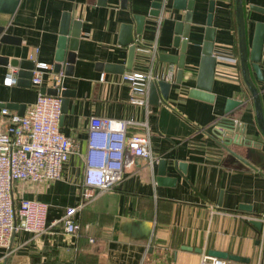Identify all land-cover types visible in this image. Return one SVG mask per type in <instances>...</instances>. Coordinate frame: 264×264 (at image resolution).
I'll return each instance as SVG.
<instances>
[{"label": "crops", "instance_id": "obj_1", "mask_svg": "<svg viewBox=\"0 0 264 264\" xmlns=\"http://www.w3.org/2000/svg\"><path fill=\"white\" fill-rule=\"evenodd\" d=\"M150 2L127 0L122 9L118 0H106L102 6L96 0H18L11 15L0 13L3 33L16 39L14 44L0 45V56L47 65L38 87L16 84L17 70L0 65V102L23 103V110L37 91L53 84L50 67L61 14L70 13L79 21L70 72L65 75L61 68L59 73L61 90L68 95L58 128L76 142V149L68 154L59 178L14 184L16 199L47 204L46 226L38 234L16 233L12 250L4 255L0 248V264L3 260L5 264H197L199 255L209 249L246 258L248 264H257L262 256L259 229L244 216L264 213V135L256 126L250 94L240 78L233 0H213L210 27L217 60L210 100L188 94L194 85L208 0L193 2L179 84L174 83L176 66L157 61L154 55L178 53L171 47L172 28L174 21H182L184 12L172 9L170 0H165L158 16L151 17L147 14ZM251 6L264 9V0H242L247 47L254 23L264 24V13L250 10ZM134 15L143 16L142 29L135 38L131 67L122 73L152 70L158 77L169 72L172 76L165 101L151 102L147 89L148 111L127 101L128 85L121 80L122 73L104 70L107 64L124 65L127 49L118 44V32L121 24L134 26ZM139 46L145 51H138ZM258 67L261 80L250 67L249 76L264 120V31ZM8 73L15 82L6 86L2 81ZM228 97L240 102L224 112ZM91 115L145 119L157 159L148 164L131 157L115 187L93 188L91 199L75 212L78 234H67L58 218L65 206L78 203L80 197ZM6 119L0 115V129ZM226 121L233 122L245 140L231 147L247 164L218 142L215 130ZM135 131H141L140 127H127L128 133ZM160 158L166 159V180H157ZM173 162L182 163L183 169Z\"/></svg>", "mask_w": 264, "mask_h": 264}, {"label": "built area", "instance_id": "obj_2", "mask_svg": "<svg viewBox=\"0 0 264 264\" xmlns=\"http://www.w3.org/2000/svg\"><path fill=\"white\" fill-rule=\"evenodd\" d=\"M137 50L145 51V48L139 46ZM33 63L30 83L38 87L41 73L47 69V65ZM59 73L53 75L51 85L56 88V94L37 91L34 100L24 108L22 114L0 108V115L7 118L5 127L0 129V248L4 250V255L12 250V239L16 233L38 234L46 226L47 204L31 198L16 199L13 195L14 184L22 180L40 182L59 178L68 154L76 149V142L58 128L61 90ZM120 78L128 85L127 101L143 106L147 111L149 84L172 80L170 72L158 77L152 70L124 72ZM14 82L10 73L2 81L6 86ZM129 126H138L141 131L128 133ZM149 134L145 119L89 117L80 197L78 203L65 206L58 218L65 233L78 234L80 225L75 218L76 210L91 199L93 188L115 187L122 178L124 164L131 157L139 156L148 164L156 161L157 156L150 148ZM244 217L260 222L258 234L263 252L257 264H264V213ZM197 264L248 263L201 253Z\"/></svg>", "mask_w": 264, "mask_h": 264}, {"label": "water", "instance_id": "obj_3", "mask_svg": "<svg viewBox=\"0 0 264 264\" xmlns=\"http://www.w3.org/2000/svg\"><path fill=\"white\" fill-rule=\"evenodd\" d=\"M106 0H96V5H104ZM170 7L175 10H181L184 12L182 21H174L172 28V40L171 47L178 49L177 54L157 52L154 57L157 61L167 64H173L176 66L174 83L179 84L183 71L184 52L187 43L189 33V23L191 20V11L193 8L194 0H170ZM18 0H0V13L11 15L17 6ZM127 0H118L119 7L126 8ZM165 0H151L148 15L151 17H157ZM234 3V17L236 26L237 37V51H238V65L240 78L247 88L250 98L253 104L254 119L256 126L261 134L264 135V120L261 113L260 99L256 87L253 85L249 76V67L252 69L255 78L261 80V73L258 67V61L260 58V50L262 45L264 24L254 23L252 37L249 47L246 46L244 18L242 9V0H233ZM213 8V0L207 2V13L204 20V28L202 34V42L200 44V55L197 64V70L195 74V80L193 87L188 88V94L192 97L210 100L212 94L210 92L212 79L214 75V69L217 57L212 54L213 33L214 29L210 27L211 24V12ZM250 10L264 13V9L258 7H249ZM134 26L132 24H121L118 32V44L126 46V59L124 65H104V70L112 71L115 73H122L123 69H130L132 59L136 50L137 40L135 39L140 34L142 29L143 16L134 15ZM4 27L0 26V45L1 44H14L16 39L14 37L3 33ZM79 34V21L73 20L70 13L63 12L60 16V23L58 27V36L56 39V46L53 55V63L51 65V71L53 74H58L61 68L64 74L67 75L70 72V66L74 60V50L76 41ZM32 59H14L0 56V65L7 66L9 68H15L16 71V84L26 87L30 84L31 70L33 68ZM170 87V83L159 80L151 82L148 86V98L151 102H156L157 99L165 101L167 92ZM158 93H157V92ZM40 92L47 94H56L55 87L41 88ZM60 112L64 111V107L67 102V90H60ZM240 100L228 97L224 102V112H228L233 106L238 104ZM0 106L16 109L18 114L23 112V103L17 102H0ZM60 119V116H59ZM216 131L218 142L224 150L233 155L239 161L247 164L248 162L236 152L231 145L244 144L245 140L238 135L237 126L234 129V124L231 121H226L222 129L219 128ZM140 158L139 156H135ZM174 166L179 169H183V164L180 162H173ZM166 159L160 158L157 160L156 174L157 180H166L165 177ZM258 229L260 222L258 220H250ZM185 247V246H184ZM208 255L227 259H239V261H245L246 258L233 256L225 251L209 249ZM5 264V260L1 262Z\"/></svg>", "mask_w": 264, "mask_h": 264}]
</instances>
